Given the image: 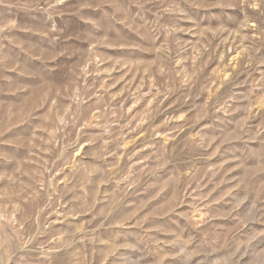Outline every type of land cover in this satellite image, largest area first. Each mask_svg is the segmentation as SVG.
I'll return each instance as SVG.
<instances>
[{
	"label": "rangeland",
	"instance_id": "374dc122",
	"mask_svg": "<svg viewBox=\"0 0 264 264\" xmlns=\"http://www.w3.org/2000/svg\"><path fill=\"white\" fill-rule=\"evenodd\" d=\"M0 264H264V0H0Z\"/></svg>",
	"mask_w": 264,
	"mask_h": 264
}]
</instances>
